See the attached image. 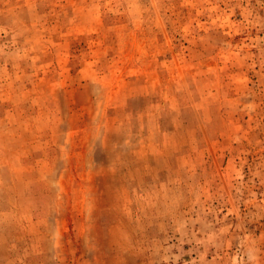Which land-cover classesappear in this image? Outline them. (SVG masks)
<instances>
[{
  "label": "rangeland",
  "instance_id": "obj_1",
  "mask_svg": "<svg viewBox=\"0 0 264 264\" xmlns=\"http://www.w3.org/2000/svg\"><path fill=\"white\" fill-rule=\"evenodd\" d=\"M0 264H264V0H0Z\"/></svg>",
  "mask_w": 264,
  "mask_h": 264
}]
</instances>
